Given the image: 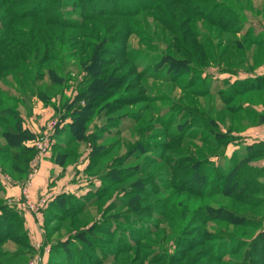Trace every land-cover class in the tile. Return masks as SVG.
Masks as SVG:
<instances>
[{"label": "rangeland", "instance_id": "374dc122", "mask_svg": "<svg viewBox=\"0 0 264 264\" xmlns=\"http://www.w3.org/2000/svg\"><path fill=\"white\" fill-rule=\"evenodd\" d=\"M10 1L12 2L11 7L17 5L19 7L22 4L18 3L28 2V5H31L34 1L38 4L43 0ZM211 2H214L216 6L218 4L227 6L228 10L214 8L208 12V15L223 25L224 20L230 14L231 18H228L224 25L234 29L233 32L220 31L219 29L223 28H219L215 21L203 17L202 13L204 12L199 10L201 0H159L151 8H142L139 12L136 10V12H121L120 16H115L113 15L114 12L110 10L107 14L109 16L103 15L96 18L101 22L113 24L110 17H117L115 22L117 21L123 26L125 38L116 36L120 37L116 38L119 39V43L112 42V46H110L111 42L106 39L100 44V48L103 47L102 51L111 47L112 50H107L115 53V55L105 56L106 54L99 52L97 59L98 64L105 71L102 76L108 77L109 74L112 77H120V82L123 84L121 87H115L114 83L111 85L114 87L107 99L110 103L115 99L116 101L110 104L109 109L98 111V107L93 110L83 131V138L85 139L80 141H72L71 134L64 128L65 123L71 120L69 115L72 113V108L67 106L65 108L63 105L67 101L70 103L78 93V89L85 85V76L88 73L83 68H79L76 63L79 61L80 47L82 45L88 46L94 42L88 37H77L75 40L70 39L67 42L73 54L69 56L65 53L66 61L69 62L65 66L63 74L64 82L62 83L65 86L60 93H57L60 90L58 86H51V91L47 92L52 95L49 104H47L52 107L53 112L50 120L54 118L53 120L58 123V127L55 126L56 133L53 132L52 134L53 138L48 151L50 154L53 153L55 160L62 153H66V156L62 158L63 165L66 169H71L70 173L73 174L76 182L74 183L75 187L72 186L71 189L75 190H63L58 186L57 188L60 189L55 191L48 188L46 195L49 199L43 210V219H38L42 226H39L40 230L38 229V231L43 238L44 233L46 237L44 243L41 236V240L34 243L32 246L34 252L29 259L26 258V260L28 259L27 264H35L33 262L35 257H37V262L40 258L39 264L42 262L43 264L65 263L68 260L67 254L65 253L59 259L57 255L52 256L51 244L67 239L73 245H77L78 250L81 249L84 252L83 259H80L79 264H87L89 259H85V257L93 256V251H91L93 249L75 239L73 234L80 228L89 227L93 220L100 221L104 214H107L105 216L115 215L118 222L117 225L115 222L99 225L100 228L91 232V235L95 237L93 239L95 250L101 251L96 257H106L101 264H189V259L194 257L197 251H200L198 262L204 264H254V257L264 264V248L260 249V245L264 241V238H260V236H264L263 204L257 207L240 206L239 212L245 213L247 218L244 219L250 221L249 225L243 223L232 226L219 220L218 222L205 223L206 225L203 226L199 224L193 226V221L196 219L206 220L208 218L205 215L201 216L200 212L194 213L197 201L205 202L206 200L210 203L212 199H216L218 204L221 202L220 200L227 201V198L218 195L209 200L201 199L189 192L185 196V190L188 189L189 184L179 183L180 175L185 172L182 168L191 166L190 163L185 166L184 161L179 157H182V153L196 157V151L203 146V141L209 136L204 135L202 140V134H205L203 133L205 131L196 128L195 121H192L190 117H195V120L200 121L199 115H201L202 109L211 115L217 111L218 107L224 109L221 110L222 118L227 116L228 111L223 104L224 92L218 94L217 89L224 87L226 82L232 83L237 78L243 79L264 74L263 48L244 47V55H242L241 60L233 56L226 63L223 58L225 52L236 53L235 50L239 44H242V41L245 40L244 44H246L250 42L246 39L253 37L255 32L264 30V0H211ZM110 5L112 4L110 3ZM121 6L123 4L119 2L117 4L118 9ZM49 11L52 12L50 17L59 21L65 9L55 6ZM3 13V4H0V14ZM19 13L25 14L27 12L20 11ZM34 17L17 20L12 25L17 34L8 32L10 41L30 44V41L20 36V33H28L29 24ZM72 17L78 18V16ZM125 21L128 23H123ZM36 24L40 25L41 23L39 21ZM128 26L133 29L131 34H125ZM1 32L4 30H0ZM194 43L200 47L199 51H203L204 54L202 52L194 54ZM243 49L237 50L236 54L241 55ZM251 50L254 51L253 55H251ZM221 53H223L222 57L220 56ZM166 54L174 60L180 59L181 68L173 69L168 60H163L162 57ZM2 59L8 58L0 56V60ZM26 59L25 61L28 63H35L31 52L26 54ZM21 67L31 72L34 71L33 64L29 66L25 63ZM41 71L44 74L40 80L45 86L48 78L45 70L41 69ZM34 75L31 73L29 76L33 77ZM12 89L14 88L12 87ZM129 96L136 97L127 98ZM29 102L27 105L32 104L33 106L34 103L40 101L32 96L29 98ZM62 103L64 104L61 105ZM28 110H23V115L26 117L29 116ZM65 116L66 118H64ZM138 117H142L143 121L149 118L150 122L148 121V123L152 125L143 134V137L134 132V128L140 124V122L135 123ZM33 119L34 122H38L35 117ZM229 121V118L226 117L225 123L228 124ZM188 122L193 127L184 128ZM256 125L258 124H251L249 127ZM179 129L181 139H178ZM57 130H59V134ZM151 133H155L153 134L155 138L152 141L155 143L156 149L160 151L159 154L147 152L137 156L128 152L129 147L135 146L141 139L146 140ZM263 133L264 130H256L254 134L256 137L243 134L237 138L238 144L236 145L242 149L249 142V139L258 138L259 134L262 135ZM184 136H190L191 140L184 139ZM260 141L264 143L263 138ZM57 145L60 146L57 147ZM233 145L235 144L233 143ZM92 149L98 151L97 155L91 152ZM234 149L230 145L226 155H231ZM241 149H239V153L243 152ZM101 150L108 151L104 157L98 156ZM213 158H215V165L224 159ZM95 163L97 165L93 167ZM252 163L264 167V156ZM222 164L227 166L228 161L225 159ZM263 174L261 180L264 178ZM7 175L11 177L12 181L21 183L27 178L18 181V176ZM205 178L208 180L207 177ZM200 181L204 185V181ZM217 183L218 181L212 177L205 184L211 188L216 187ZM101 188H104L105 194L99 202H95V205L92 206L91 214L90 209L81 212L79 210L83 208L76 209V205H74V209L78 212L75 216H71L73 209L63 213L56 207L53 208V211L57 213L56 216L44 214L49 201L56 195L74 194L82 196L87 192H96ZM56 191L60 192L55 195ZM198 191L201 189L198 188ZM261 195L264 196V193ZM98 204L102 210L106 208L103 215H101V211L97 212L94 208ZM217 204L214 205L218 206ZM15 205L20 209L17 204ZM237 207L235 206V208ZM126 213L132 218L123 216ZM32 215L34 214L32 213ZM88 215L90 220L84 218ZM189 217H192V220ZM85 223L87 224L86 227L84 226ZM149 225H152L151 228H154V225L166 228L160 234H149L147 228ZM217 226L218 229H215ZM174 227L180 228L179 233L175 234L176 237L173 236V233H177ZM159 235L160 238L156 239ZM191 236L198 237L197 241L191 242L192 245H197L191 253L183 258L182 252L185 250L182 247L190 242ZM211 237L218 238L210 240ZM132 238H136L140 242L136 254L134 252L136 247L129 243ZM128 247H134L133 251L121 252ZM4 249L12 253L20 248L14 241L7 240L4 243ZM72 251H74V247L69 250V253L71 254ZM208 254H210L209 262H207L206 257ZM75 258L77 259V256ZM122 258L124 261L121 262L120 259ZM126 258L128 263L125 262Z\"/></svg>", "mask_w": 264, "mask_h": 264}, {"label": "trees", "instance_id": "16d2710c", "mask_svg": "<svg viewBox=\"0 0 264 264\" xmlns=\"http://www.w3.org/2000/svg\"><path fill=\"white\" fill-rule=\"evenodd\" d=\"M18 1L21 2V0ZM157 1L159 0H142L140 2L137 0H43L38 4L36 1L31 5H28V2H24L18 3L22 4L19 5V7L18 5L16 7H11L12 2L10 0H0V4H3L4 10V13L2 15L0 14V30H4V32L0 33V56H6V58H8L0 60V137L2 138H0V174L5 173L18 176V181H22L26 178L29 171L30 160L34 157L36 151L32 146L25 144V141L34 138V133L22 125L23 110L27 111L29 109L28 113L31 112L32 104L29 106L27 104L29 98L32 96L38 98V100L45 105L49 104L52 95H49L47 92L51 91V86H58L60 90L57 91V93L62 92L65 86L64 83H62L64 82L63 74L65 72V66L69 63L66 61L67 58L65 53L69 54V56L73 54L67 42L70 39L75 40L77 37H88L94 42L88 46L82 45L80 47V57L79 61L76 63V65L79 68H83L88 75L85 76L84 87L78 89V93L73 97V100L70 103L67 101L65 105H63L64 103L61 105H63V107L65 106V108L66 106L72 108V113L69 115L71 120L64 125L65 130L71 134V140L80 141L85 139L83 138V131L85 130V124L92 115L93 110L98 107V111L109 109L111 107L110 104L116 101L115 99L110 103L107 99L110 92H112V88L114 86L121 87L123 84L120 82V77H112L109 76V74L108 77L102 76L105 71L97 61L99 52L106 54L105 56L115 55V53L107 50H112L111 47H104L106 51H102L103 47L100 48V44L106 39H109V42H111L110 46H112V42L119 43V39L116 38L120 37L116 36L125 38L123 26L117 21L115 22L117 17H110L111 20H113V24L101 22L96 20V18L107 15L110 10L114 12L113 15L115 16H120V14H122L121 12H139L142 8H151ZM119 2H121L123 6L118 9L117 4H119ZM110 3L112 5H110ZM55 6H58L60 9H65L59 21L50 17L52 12L49 10ZM217 6L214 2H211V0H201L199 10L204 12L202 13L203 17L210 21H215V24L219 28H223L219 29L220 31L233 32L234 29L224 25L225 21L231 18L230 14L229 17L224 20L223 25H220L214 17H209L208 12L214 10V8L228 10L226 5L218 4ZM20 11H26L27 13H19ZM44 13L46 14L44 15ZM32 16L35 17L32 18L33 21L29 24L28 33H20V36L28 39L30 44L26 42L22 43L21 41H10L8 32L17 34L12 25H14L17 20ZM72 16H78V18L75 19ZM125 16L128 15L125 14ZM39 21L41 24L37 25L36 22ZM123 23H128V21ZM24 26L26 28V25ZM131 28L132 27L128 26L125 34H131L133 32ZM260 34L264 35L263 29H261L260 32H255L254 36L250 39H246V41L250 40V42L244 44L245 40L242 41V44L237 46V50H242L244 47L248 46H256L264 49V36ZM114 39L116 40L113 41ZM72 44L74 43L72 42ZM193 46L194 54L200 52L204 54L203 51H199L200 47L198 45L194 43ZM84 48H86V50H84ZM237 50H235L236 53L238 52ZM244 50L245 49L241 52V55H238L239 53L225 52L224 56L223 53H221L220 56H223L226 63L231 60L233 56L241 60L242 55H244ZM260 51L262 50L260 49ZM30 52L34 57L35 63H28L25 61L27 60L26 54ZM253 54L254 51L251 50V55ZM180 55H182V53H180ZM81 57H84V59H81ZM162 59L168 60L169 64H172L173 69L181 68L180 59L174 60L168 54L164 55ZM20 62H22V64H20ZM25 63L29 66L33 64L34 71L31 72L25 68L22 69L21 66ZM41 69L45 70L48 78V82L45 86L43 85V81L40 80L44 74ZM31 73L35 74L33 77L31 76L32 78L29 76ZM113 83L114 86H111ZM12 87L14 89H12ZM224 87L218 88L217 93L224 92L223 104L224 108L228 111V115L222 118L221 110L223 111L224 109L218 107V112L211 113V115L202 109L200 111L201 115H199L200 121L195 120V117H190L192 121H195L197 125L196 128L205 131L203 132L205 134H202V140L204 135L209 136L203 141V146L196 151V157L193 155H183L184 153H182V157H179L184 161L185 166H187L186 164L188 163L191 164V166L187 168H182L185 172L179 177V183L182 182L183 184L184 182L185 185L189 184L188 189L185 190V196L186 193L189 192L201 199L209 200L218 195L227 198V201L224 202L220 200L221 202L218 204L216 199H212L210 203L206 200L205 202L202 200L197 201L194 213L198 214L200 212L201 216L205 215L208 218L206 220L196 219L193 221V226L195 224L203 226L205 223L218 222L219 220L226 222V225L237 226L243 223L249 225L250 221L244 219L247 218L245 217V213L239 212L240 206L249 205L257 207L262 204L264 206V196L261 195L264 193V178L261 180L264 167L252 163L264 156V143L261 141L246 143L242 149L238 147L231 155H226L227 147L230 144H238L237 138L239 136L236 132L244 130L251 124L264 123V112L255 107L259 104H264V74L243 79L237 78L234 79L232 83L226 82ZM132 97L136 96H129L127 98ZM118 99H120V97H118ZM226 117L230 120L228 124L225 123ZM64 118H66V116ZM146 121H143L142 117L136 119L135 123L140 122V126L138 125V127L134 128L135 134L143 137V134L152 126L148 123L149 118H146ZM187 126H189V128L193 127L189 122L185 124L184 128ZM153 134L155 133H151L146 140H139L135 146L129 147L128 152L137 156L142 153L146 154L147 152L159 154L160 151L156 149L154 146L155 143L152 141L155 138ZM178 134V139H181L180 129L178 130ZM186 138L191 140L190 136H184V139ZM58 146L60 145H57V147ZM239 149L243 150V152L239 153ZM91 152L97 155L98 151L92 149ZM107 152V150H101L98 156L104 157ZM65 156L66 153H62L57 157V160L63 163L62 158ZM213 157H220V159L224 158L223 160L226 159L228 161L227 166L222 164L223 160L215 165V158ZM96 165L97 163H95L93 167ZM205 177H207L208 180H211L213 177L218 181L217 186L210 188L208 184H205L208 182ZM200 180L204 181V185ZM193 183L195 184L194 187ZM198 188L201 189V191H198ZM178 190L180 191V188H178ZM3 191L4 188L0 179V264H27L34 249L29 242L27 230L24 227V217L21 209L17 208L15 202H8V200L2 196ZM104 194V188L96 192H87L82 196L59 194L49 201L46 213L44 211V214L46 216H56L57 213L53 211L55 207L62 210L63 213L73 209V215L71 216L77 214V208H83L79 210L81 212L90 209L91 214L92 206L95 205V202H99ZM212 203H216L219 207ZM74 205L77 206L76 209H74ZM189 206L192 207L191 204H189ZM235 206L238 207L235 208ZM94 208L97 212L101 211V215H103V211L106 210V208L102 210L99 204ZM185 213H187V211H185ZM105 215L107 214H104V216ZM104 216L100 221L93 220L89 227H86L87 224L85 223L84 226L86 228H80L73 234L75 239L79 240L86 247L93 249L91 250L93 251V256L85 257V259H89L87 264H101L103 260L106 259V257H96L99 256L101 251L95 250L93 244V239H95V237L91 235V232L100 228L99 225L102 224L107 225L115 222L117 225L118 218L115 215ZM123 216L132 218V216H127V213ZM84 218L90 220L89 215ZM189 218L192 220V217ZM151 226L152 225H149L147 227L149 229V234H160V232L166 228L161 226L156 227V225H154V228H151ZM215 229H218V226ZM174 230L177 233H173V236L176 237L175 234L179 233L180 228L174 227ZM209 232L212 233V231ZM106 234H108V232H106ZM261 234L262 232L260 235ZM159 238L160 235L157 236L156 239ZM216 238L218 237H211L209 239L213 240ZM260 238H264V236H260ZM7 240L14 241L20 249L12 253L7 252V250L4 249V243ZM197 240V236H191L189 238L190 242L182 247L185 250L182 252L183 258L194 250L197 244L192 245L191 242ZM263 242L260 245V249L264 248ZM129 243H132L136 247L134 250L136 254L140 242L136 238H132ZM51 246L52 256L57 255L59 259V257H63L65 253L67 254L68 260L63 264H79L80 259H83L84 252L81 251V249L78 250V246L73 245L68 239L54 242ZM73 247L74 251L70 254L69 250H72ZM133 248L134 247H128L125 251L122 250L121 252H131ZM199 253L200 251H197L194 257L189 259V264H204L198 262ZM76 256L77 259L75 258ZM206 257L208 260L210 254ZM26 258L28 259L26 260ZM122 260L123 258L120 259L121 262ZM254 260V264H263L256 260L255 257ZM125 262L128 263L127 258ZM207 262H209V260Z\"/></svg>", "mask_w": 264, "mask_h": 264}, {"label": "crops", "instance_id": "0c3cea01", "mask_svg": "<svg viewBox=\"0 0 264 264\" xmlns=\"http://www.w3.org/2000/svg\"><path fill=\"white\" fill-rule=\"evenodd\" d=\"M255 107L258 110L264 112V104H259ZM52 114H53L52 107H49V105L43 104V102H41V101L36 102L33 104L31 112L29 113V116H27V117L25 115L22 116V118H23L22 125H23V127L27 128L29 131L34 133V138H35L36 134H38V133H40V132H42L48 128L50 121L54 119V118H52L50 120V118L52 117ZM33 117H35L38 122H34ZM57 127H58V123H57ZM256 130H262L263 131L264 130V123H261V124H258L256 126H252V127L247 126L244 130H242L240 132H236V133L238 136H242L243 134H249V135H251V137H256V136H254ZM54 133H56V127L54 128ZM57 133L59 134L58 131H57ZM52 138L53 137H51V141H52ZM262 138H263V135L259 134L258 138L249 139V142H247V143H253L256 141H260V139H262ZM31 140H32V138L25 141V144L30 146ZM230 145L233 146L235 149L238 148V145H236V144L235 145L230 144ZM229 146L227 147V150H226L227 153H228ZM52 154H50L49 151H47L42 156L38 157V159L34 163L35 173L32 177L30 185L28 186L29 193H30L31 197L34 199H37L38 197L45 195L46 192H48V188L53 189L54 191L59 190L60 188H63V190L68 189L70 191L75 190V189H71L72 186L75 187L74 183H76L75 179L73 178V174L71 175V173H70L71 169H69V168L66 169L64 167L63 163H60L57 159H56L57 160L56 161L54 158L55 156ZM35 156H36V154L30 160L29 170L32 169L33 160H34ZM0 179L3 183L2 185L4 188L2 196L5 199H7L8 202L9 201L15 202V199L20 195L21 185L23 182L21 183V182L12 181L11 177L5 173L0 174ZM57 186L60 188L58 189ZM59 192L60 191H56L55 195ZM21 211H22V215L24 217V227L27 230V234H28L30 244L33 246L34 243L38 242L41 239L43 242L45 237H46L45 233H44V238H43L42 234H40L38 231V229L40 230V227H42L41 221L36 220V218H34V215H32V212H29L28 210H25V209H21ZM41 219H43V218H41ZM40 236H41V239H40ZM46 242H48V241H46ZM41 264H43V262Z\"/></svg>", "mask_w": 264, "mask_h": 264}, {"label": "built area", "instance_id": "2783aa9c", "mask_svg": "<svg viewBox=\"0 0 264 264\" xmlns=\"http://www.w3.org/2000/svg\"><path fill=\"white\" fill-rule=\"evenodd\" d=\"M56 125H57L56 121L51 120L48 125V128L36 134V137L31 140L30 146H32L35 149L36 156L33 160L32 169L29 171L26 180L21 185L20 195L15 199V202L18 205V207H20L21 209L31 211L35 215V218L37 220L42 218L43 210L46 207L49 197L48 195L45 194L38 197L37 199L32 198L29 193L28 186L30 185L32 177L35 173L34 163L36 162L38 157L42 156L48 151L51 144V137ZM262 135L264 139V133ZM33 262L35 264H39L40 258L37 262V257H35L33 259Z\"/></svg>", "mask_w": 264, "mask_h": 264}]
</instances>
